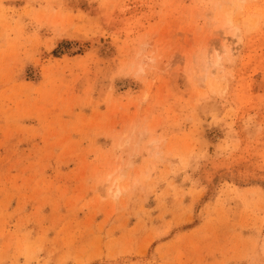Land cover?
I'll return each mask as SVG.
<instances>
[{
  "label": "rangeland",
  "instance_id": "obj_1",
  "mask_svg": "<svg viewBox=\"0 0 264 264\" xmlns=\"http://www.w3.org/2000/svg\"><path fill=\"white\" fill-rule=\"evenodd\" d=\"M0 264H264V0H0Z\"/></svg>",
  "mask_w": 264,
  "mask_h": 264
},
{
  "label": "bare ground",
  "instance_id": "obj_2",
  "mask_svg": "<svg viewBox=\"0 0 264 264\" xmlns=\"http://www.w3.org/2000/svg\"><path fill=\"white\" fill-rule=\"evenodd\" d=\"M218 61H220V60H218Z\"/></svg>",
  "mask_w": 264,
  "mask_h": 264
}]
</instances>
